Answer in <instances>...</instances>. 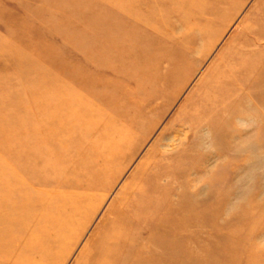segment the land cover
<instances>
[{"label":"rangeland","instance_id":"1","mask_svg":"<svg viewBox=\"0 0 264 264\" xmlns=\"http://www.w3.org/2000/svg\"><path fill=\"white\" fill-rule=\"evenodd\" d=\"M182 2L0 0V173L27 163L8 149L21 154L42 145L49 152H29L28 159L53 158L47 170L37 164L41 177L54 183L57 176L70 178L72 160L104 152L97 187L61 217L70 222L68 230L57 229L54 253L36 257L38 264H80L116 217L124 188L132 181L142 185L194 144L202 167L169 177L178 183L174 191L186 193L175 201L185 209L175 208H183L188 221H140L141 245L150 250L137 254L138 264H264V104L251 93L257 76L242 74L249 87L233 95L238 108L225 112L224 127L234 138L222 140L207 124L201 132L188 126L198 115L192 105L204 103L202 85L229 74L220 70L222 60L233 63L238 47L264 51L255 23L264 0ZM121 131L123 145L116 147ZM227 142L247 150L240 157L220 153ZM63 159L68 168L57 174ZM15 173L9 179H25Z\"/></svg>","mask_w":264,"mask_h":264},{"label":"bare ground","instance_id":"2","mask_svg":"<svg viewBox=\"0 0 264 264\" xmlns=\"http://www.w3.org/2000/svg\"><path fill=\"white\" fill-rule=\"evenodd\" d=\"M213 1L218 3L227 0ZM141 6L142 5H139L137 8ZM208 12L215 13L217 10L211 8ZM86 22H88V18ZM255 23L261 26L260 30L256 33V38H264V12L257 17ZM248 46L236 48L234 52L238 53L240 58H238V56L236 60H233V63L229 62L228 59H224L219 63L221 66L220 70L224 69L229 73L228 75L219 74L220 78L202 85L203 95L201 99H204V103L198 102L197 105H192V110L195 109L198 115L193 118V121L190 120L191 126L188 125L187 121V125L190 127L189 129H192L194 132H201L204 124H207L210 129L217 132L218 137L222 140H227L229 136L234 138L235 134H232L231 130L225 129L226 126L224 127L229 121L225 117V112H232L238 108V103L236 99L233 98V95L238 94V92H245L246 88L249 87L244 86V81L247 80V82L250 83L246 78V76H249L250 72L257 76L256 82L251 85L253 87L251 93L254 94L255 97H260V102L264 104V81H262L264 78V51L258 53L253 52ZM241 55L244 56L243 59ZM230 64H237V66L231 67ZM217 69L218 68L214 66L211 73L216 75ZM141 125H137V127L140 128ZM40 129L41 128H39V130ZM43 131V135H46V131ZM76 135L78 138L81 134L78 133ZM124 137L125 135L123 131H121L120 137L117 140L115 139L116 144L114 146H122V139ZM101 138L109 139L110 136L108 133H103ZM16 141L13 142L14 146ZM109 142L111 141L109 140ZM228 143L229 142L223 143L224 149L222 148L220 153L229 154L233 152V157L235 155V157H240L242 155L240 153L247 150L236 149L235 145ZM83 144H85V141ZM197 145L198 144H194L182 150L176 158H174L171 165L169 164L167 166L160 164L158 170L154 171L152 174L150 173L142 185L139 186L137 182L132 181L124 188L120 194L122 200L115 203L118 208L113 211L114 215H112L116 217L111 219L109 226L101 231L98 241L95 240L92 246L87 249V253L80 259V264H138L137 254L139 252L143 253L145 250H150L141 245V238L145 234L140 230V221L152 219V217H157L161 221L163 220L164 224H166V221L169 223H176L177 221H175V219H185L180 222L188 221V219L184 217V206L182 204L178 205L175 202L177 197H181L186 193H180L179 189L174 191L173 189L178 187V183L169 180V177L172 175L180 176L183 171L185 172L184 174H188L189 171V174H191V165H194L198 169L202 167L204 164V157L198 155ZM28 146H30V144H28ZM83 147L84 146H82V148ZM43 148L42 145H36L30 148V150L22 149L20 151L21 154H15L18 150L8 149V155L13 153L11 157L15 156L17 161L19 156L23 158L26 157L25 160L27 163L20 165L13 164L12 166L8 165V167L3 166L5 170H2L3 173H0V205L4 206L0 209V264H38L35 260L36 257H44L48 254L52 255L56 246L53 243L55 242L54 239L56 237L58 239L60 235L59 233V235L57 234L58 236L54 234L57 232V229L63 226L67 228L68 224H70L68 221L67 224L65 221H61V217L66 216L68 212L74 211V208L75 210L79 208V205L85 202V198L89 196V191L97 187L98 181L103 175H100L102 173V168H100L98 164L100 156L104 154V152H101L100 156L97 157L90 156L72 160L73 168H71V170L73 173L70 178L68 177L70 180L67 176H57V182L54 183L49 178L41 177L42 169H40V165H43V163H46L43 169H49L54 162L53 158L28 159L29 155L27 153L29 152L33 156L44 155L49 152ZM37 161H39L38 163L40 165L37 164ZM64 163L65 159L56 164L57 166H55V168L58 169L57 174L65 168H68L67 162L66 165ZM155 165L157 166V164ZM15 172L19 175L20 173L25 174L24 180H29L30 185H28L21 176H18V179H9L17 175ZM182 187L183 185H180V189ZM55 190L59 191L57 197L55 196ZM45 203L50 204V206L47 208ZM177 205L184 209L175 208ZM40 210L43 211V222H41L42 225L39 226L42 220ZM192 214L196 213H190V215ZM169 216L170 218H168ZM33 222L36 223L34 224L37 227L33 228L31 226ZM60 232L63 234L65 231ZM45 238L46 240L48 238L50 239L45 242ZM17 242H19V245L24 244L26 248L20 251V246L17 245ZM56 243L58 244L59 242Z\"/></svg>","mask_w":264,"mask_h":264}]
</instances>
